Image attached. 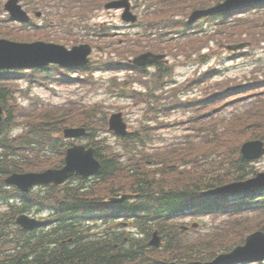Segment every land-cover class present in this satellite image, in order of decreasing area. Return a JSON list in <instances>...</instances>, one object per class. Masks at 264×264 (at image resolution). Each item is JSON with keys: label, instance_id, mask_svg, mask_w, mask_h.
I'll return each mask as SVG.
<instances>
[{"label": "trees", "instance_id": "trees-1", "mask_svg": "<svg viewBox=\"0 0 264 264\" xmlns=\"http://www.w3.org/2000/svg\"><path fill=\"white\" fill-rule=\"evenodd\" d=\"M52 73V76H58L57 71ZM88 78L89 76L80 79V83L87 85ZM30 79L32 84H43L40 75L37 78L31 76ZM8 95V91L0 84V99L6 100ZM131 96V92H126L125 97ZM6 101H2L4 107ZM5 108L9 117L0 129V149L3 150L0 154V264H123L131 256H137L128 252L116 253L111 245L101 244L110 242L104 240L105 235L90 238L84 225L88 215L107 211L106 208L99 209L103 196L116 188L134 190L136 182L144 183H138L141 198L136 199L135 203L126 202L111 207L110 210L115 213H136V218L141 221L148 235L155 227L165 237L171 236L177 241L182 234L174 226L175 219L180 214L203 213L216 220L225 212L224 205L229 202L227 197L211 198L203 196L202 193L218 185L252 177V170L247 169L248 162L241 158L240 147L248 140L264 139V105H256L239 117L236 115L233 122L227 123L225 118L222 119L219 124L225 126V130L221 133L217 126L208 127L204 145L200 147L180 153L178 150L173 153H157L156 156L140 153L143 160L152 161L151 167L141 160L140 165L133 164L131 160L134 154L129 150L132 146L125 148L124 156L120 151H110L104 140L92 142L96 156L102 162V168L91 184L82 183L63 189L51 188L48 194L26 197L16 188L6 186V175L11 172L42 171L61 166L64 163L65 149L59 139H54L55 134L67 126H84L92 133L103 132L107 126V115L98 109L81 111L80 107L71 108L67 115L60 117L56 114L61 108L41 112L35 110L34 113L30 111L32 114L29 115L28 109L22 106L11 105V109ZM170 109L165 107V110ZM19 124L28 126V129L24 134L14 136L11 131ZM145 135L126 137L125 141H130L134 146L138 143L146 146V140L152 139H149V134L146 137ZM258 197L260 194L257 191L243 194L236 198L235 207L231 209H240L241 212L242 208L251 207L264 213V197L260 200ZM18 200L36 205L40 210L52 209L55 212L54 218L58 221L57 225L44 233L22 230L16 225L15 217L25 212L26 207L15 208L11 213V207L8 206L10 202L13 205ZM5 205L7 210L3 209ZM79 215L84 219L77 226L76 218ZM261 222L262 220L257 219L256 223H252L249 216L229 218L215 233L213 241L193 242L190 257L203 259L210 254L211 258L229 250L243 242L249 233L258 229L264 230V223ZM67 241L71 243H64ZM186 241L187 238L182 240L185 243Z\"/></svg>", "mask_w": 264, "mask_h": 264}, {"label": "water", "instance_id": "water-1", "mask_svg": "<svg viewBox=\"0 0 264 264\" xmlns=\"http://www.w3.org/2000/svg\"><path fill=\"white\" fill-rule=\"evenodd\" d=\"M260 0H229L222 5L209 10L196 11L192 19H198L204 15H209L219 11H229L238 8L241 3L257 2ZM240 4V5H239ZM11 9V4L7 6ZM244 45L230 47L237 50L243 48ZM63 50V51H62ZM90 49L80 47L72 52H65L59 47H50L45 44L22 45L0 41V65H9L14 63L22 64L20 66H42L50 62H56L66 65H76L77 61L87 57ZM148 60V57L143 56L138 59V63L143 65ZM2 67V66H0ZM2 108L0 107V124H1ZM127 126L122 121V115H113L110 120V130L118 134L124 135ZM85 134L84 129L66 130V138L80 137ZM242 153L245 159H259L264 155V143L254 141L245 144L242 147ZM100 163L96 160L94 150L92 148L74 146L69 149L66 157V166L59 170H49L45 173L35 174H13L7 179V183L19 187L23 192H28L31 187L36 185L54 184L60 185L67 179L75 175L90 176L99 171ZM264 188V173L259 174L257 178L244 182L236 183L224 188L209 192V194L222 193H239L241 191L252 188ZM17 222L25 229H32L38 225L36 222L27 216H21ZM264 259V233L258 232L248 237L246 245L234 249L232 252L220 255L214 262L206 264H233L247 262L253 260ZM203 264V263H193Z\"/></svg>", "mask_w": 264, "mask_h": 264}, {"label": "rangeland", "instance_id": "rangeland-1", "mask_svg": "<svg viewBox=\"0 0 264 264\" xmlns=\"http://www.w3.org/2000/svg\"><path fill=\"white\" fill-rule=\"evenodd\" d=\"M144 1L147 2L148 0H144ZM217 1H221V0H217ZM222 1H224V0H222ZM4 2H5V0H0V4L2 5V8L4 5ZM35 3H36V1L33 2L32 5H34ZM156 3L158 4V1ZM52 4H54V5L56 4L55 0H53ZM159 4L163 7L167 6V3H164L162 1ZM213 4H215V0H191V1H189L188 5H186L185 3L181 4L179 6V11H177V12L179 14H181V16L183 14L187 13V16H188L192 11H196L197 9H200V8L212 6ZM76 11H79V8H77ZM161 12H163V10ZM120 14H121V12H117V11H112V12L103 11V12H99V14L93 13L91 15V18L93 19L92 23H94V22L100 23L101 21L106 20L108 22H115L116 24H120ZM174 14H176V11L172 9V11L168 17V20H170V22L174 21V16H173ZM6 15H7V13L4 14L5 19L8 16V15L7 16ZM162 18H163V14H160V16L157 17L155 20H156V22L161 23ZM229 20L231 21L233 19H229ZM203 25H204L203 29L206 32H212L216 29L215 24H212L209 22H204ZM124 31H126V30H124ZM134 31H135L134 28H128L127 36L133 35ZM229 33H232V34L228 36ZM5 36H7V38L10 40L24 41V42H26V41L31 42V41L37 40L39 38L37 34L31 35L30 33L24 32V31H22L20 33L11 32L10 35H5ZM227 36L229 37L228 39H226ZM233 36H234L233 41H236V42L240 41L241 37H242L239 32L230 31V32L225 33L221 37L208 38V40H206L204 38L203 41H201L200 39L195 38L197 46L199 45L196 48V52H198L201 48L208 47L206 50V52L208 53L209 50L213 48V53L215 54V56H213L214 58L211 60L210 65L214 62H218L219 64L220 63L222 64L223 62H225L226 66L231 67V69L229 71V73L231 75H235V74L241 75L244 71L249 70L248 68H250L251 65L252 66L255 65L256 59H258L259 57H262L261 60L264 59V48H260V47L258 48L257 47V49L254 51L255 56L256 55L258 56L257 58L254 57V58L246 59V58L242 57V58L238 59L236 62H232V61L227 62L228 56L225 54L224 50L219 49L218 44L219 43H224V44L227 43V41H230L233 39ZM16 37H20L21 39L16 40L15 39ZM47 37L51 38L52 41H55L58 43L61 42L62 39L64 40V37H61L58 39V37H56L52 33L49 35L41 36L39 39L44 40ZM79 38H81V37H79ZM190 38H192V37H190ZM215 39L218 41H213ZM68 40H70L69 42H72V39L68 38ZM80 40H82V39H80ZM192 41H194V40H192ZM64 42H65V40H64ZM78 42H81V41H78ZM214 42H217L218 44L216 45ZM185 46L186 45H184V47ZM170 48L171 47L164 46L165 50L162 53H165L168 55V54L176 53L178 51V50L175 52L170 51ZM180 51H182V50H180ZM222 53H224L225 55H220ZM169 60L172 62L171 58H169ZM96 61H99V60L96 59ZM192 67H193L192 65L176 67L173 70L172 76L169 79H167V82H170L172 84L179 83L190 73V70ZM223 68L226 69V67H223ZM151 72H153V71H151ZM124 75L125 74L121 73V71H102V72L99 71L96 74L95 78L96 79L99 78L101 80V82H103V81L108 82L112 76L122 77ZM18 82L19 83H17V86H20V88L24 90L26 87L25 82L20 81V80ZM47 88L48 87H46V88L45 87H37V86L32 87V89L29 90V93L31 96L27 95L26 99H20V102H23L25 106H29V104L37 103V102L40 103L39 106H43V105L58 106V105L66 104L70 100L79 101V99H82L84 104H95L96 102H102L103 104H105L107 106L109 112L110 111L115 112L116 110H118V108H122L120 106H125V108L123 110L125 112V117H126L125 120H127V122L131 126H133L134 131L138 130L139 125H140V121L142 118L141 115L146 110V107L144 105H143L144 108L135 107V106L129 105L128 101H130V100H126V99L116 100V98L110 97L109 95H107L105 93L104 89L100 88V86L91 87L90 90L88 91L87 89H83L77 85L67 86L64 83H62V84L55 83L53 85H50L49 89H47ZM96 88L98 90L94 91L93 89H96ZM135 88L139 89L140 86L135 85ZM140 89H143V88H140ZM18 97H19V95H18ZM239 105H241V104L235 105L234 108L238 109ZM143 109H144V111H143ZM230 111L231 110L228 111V109H227V111H224L222 113V115H225L226 113H228ZM174 117L183 118L185 116H183L181 114H176V115H174L168 119L163 118L162 120H164L163 122H167L170 124V123H172ZM20 133H21V131H17V134H20ZM93 134H94V136L92 139L94 140V142L98 141L100 139V137H106V136L109 137L110 142L113 141V139L111 138L112 136L106 132L96 131V132H93ZM153 134H154V136H156V134H157V135H160L161 137L159 139L156 138L154 140V142H152L149 145L150 149L151 148H158V147H166L168 145L170 146L172 144L179 143L184 138L183 136H184V134H186V131L183 127H172L169 125V127H164L162 129L158 130L157 133H153ZM56 138H57V136H56ZM79 141H80L79 144H82V145L89 144V141H87L86 139L79 140ZM65 145H67V144H65ZM247 169L252 170L253 176L258 172H263L264 171V157L259 159V160H256V161L248 162ZM206 220H210V219L206 218Z\"/></svg>", "mask_w": 264, "mask_h": 264}, {"label": "bare ground", "instance_id": "bare-ground-1", "mask_svg": "<svg viewBox=\"0 0 264 264\" xmlns=\"http://www.w3.org/2000/svg\"><path fill=\"white\" fill-rule=\"evenodd\" d=\"M206 18H212L211 16H207Z\"/></svg>", "mask_w": 264, "mask_h": 264}]
</instances>
